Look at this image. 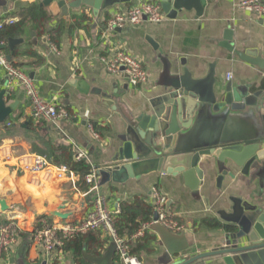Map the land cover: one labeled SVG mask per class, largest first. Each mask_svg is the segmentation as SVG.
Returning <instances> with one entry per match:
<instances>
[{"label":"crops","instance_id":"crops-1","mask_svg":"<svg viewBox=\"0 0 264 264\" xmlns=\"http://www.w3.org/2000/svg\"><path fill=\"white\" fill-rule=\"evenodd\" d=\"M143 1L157 2L162 7L161 0H126L97 14L93 7L83 5L69 10L65 17L53 16L42 7L51 19L52 30L57 31V44H51L46 35L32 34L20 38L23 43L14 48L17 55L13 63L34 79L40 96L70 114L68 120L33 121L34 124L42 126V135L52 145L84 151L93 169L114 162L120 137L126 132L123 120L127 116L151 114L154 106L172 92V81L184 70L194 79H203L213 66L218 89L234 84L247 88L249 96L257 94L259 102L264 103V21L243 10L242 0H206L201 15L194 9L183 10L171 19L163 11L165 18L160 23L145 20L137 26L126 25L113 34L106 33L116 12H125ZM32 6L41 8V1L0 0V24L19 22L22 12ZM8 49L11 50L7 47L4 51ZM120 49L141 61L148 73L146 84L134 87L124 73L114 75L107 71L102 59ZM255 58L263 65L247 60ZM228 75L233 78L228 80ZM7 84L6 73L0 68V93L6 92L7 105L18 102L8 126L20 123L24 127L32 120L31 102L21 88L9 96ZM249 122V127H255L253 121ZM33 155L22 136L0 141V199L11 206L9 212L0 213V221L14 222L22 232L33 233L43 219L59 222L52 212L63 206L73 214L75 222L85 219L94 209V201L88 192L77 189V177L72 174L58 179L46 172L31 173L26 167ZM212 162L211 170L204 168V180L197 191L182 174L164 172L129 178L122 183L111 181L104 186L98 176V191L93 196L104 197L114 212L121 203L135 197H148L154 203L152 192L157 188L168 199L170 214L184 229L172 232L165 228L169 233L165 238L152 226L151 252L143 254L141 262L173 264L178 259L191 260L222 245L223 234L205 223L214 221L221 225V214L233 212V200L264 208V187L259 186L258 180L252 181L235 168L234 178L225 176L219 187V172ZM103 240L100 232H94L50 258L31 239L26 241L20 235L18 244L0 264H92L86 256L101 257L114 242L102 244ZM118 256L116 253L115 264H121ZM193 264L224 262L222 257H212Z\"/></svg>","mask_w":264,"mask_h":264},{"label":"water","instance_id":"water-1","mask_svg":"<svg viewBox=\"0 0 264 264\" xmlns=\"http://www.w3.org/2000/svg\"><path fill=\"white\" fill-rule=\"evenodd\" d=\"M40 1L41 7L51 15L65 17L69 10H78L83 5L93 7L97 14L101 9L126 0ZM161 1L163 11L171 19L183 10L194 9L201 15L206 4V0ZM21 43L22 39H11L8 46H0V49L13 50ZM8 59L11 61L10 56ZM247 60L257 66L263 65L258 58ZM217 84L213 66L203 79H194L184 70L172 81V92L154 106L151 114L127 116L123 120L126 132L120 137L114 162L99 168L101 185L166 172L182 174L197 191L204 180V168L211 170L214 160L219 172V187L225 176L234 178L233 170L238 168L252 181L258 180L263 188L264 103L259 102L257 94L249 96L247 88L228 84L218 89ZM5 93H0V124L5 123L18 106V102L7 105ZM249 121H253L255 127H249ZM233 204L232 214H221L223 223L218 229L223 234L222 245L191 260L178 259L173 264H193L212 257H222L224 264H264V208L241 200H233ZM65 208L53 211L52 216L60 223L75 222L73 214ZM10 210L7 201L0 199V213ZM155 226L165 238L169 237L167 229ZM117 248L113 242L103 256H85L92 264H115Z\"/></svg>","mask_w":264,"mask_h":264},{"label":"built area","instance_id":"built-area-1","mask_svg":"<svg viewBox=\"0 0 264 264\" xmlns=\"http://www.w3.org/2000/svg\"><path fill=\"white\" fill-rule=\"evenodd\" d=\"M241 8L248 11L264 21V1L263 0H242ZM165 14L161 4L157 2L143 1L125 12H116L109 21L106 33L113 34L118 29H123L126 25L137 26L145 20L150 23H160L164 20ZM14 21L11 20L10 24ZM2 25L0 24V28ZM0 46H7V43L0 42ZM55 50V48H54ZM106 69L109 73L117 75L124 73L132 86H141L147 83L148 73L141 61L124 50H116L109 58H103ZM0 68H2L8 78L7 91L11 96L15 89L24 90L27 98L31 102V117L36 123H54L62 119H70L69 112L59 107L54 101L44 100L39 93L34 79H32L21 68L16 67L8 59L4 49H0ZM233 78L228 75V80ZM77 160H87V155L82 150H77ZM31 173H50L58 179L71 177L73 173L67 166H55L49 159L41 155H33L32 161L26 167ZM99 168L93 169L92 174L87 176L86 181L91 186L92 192L98 191ZM154 204L157 208L158 220L150 225H145L133 238L138 239L144 236L145 232L154 225H160L172 232H181L184 227L170 215L167 205L168 199L155 188L152 192ZM94 209L81 221L73 223L50 222L48 219L41 220V227L34 231L31 241L34 245L42 248L50 258L54 257L58 250L62 249L65 243L78 236L87 235L95 231H103L109 234L117 244V254L120 256L122 264H142L136 258L128 255V248L123 240L118 238L113 227L114 218L119 210L110 211L108 202L104 197L98 196L94 200ZM21 230L19 226L10 222L0 225V260H6L13 248L18 244Z\"/></svg>","mask_w":264,"mask_h":264},{"label":"trees","instance_id":"trees-1","mask_svg":"<svg viewBox=\"0 0 264 264\" xmlns=\"http://www.w3.org/2000/svg\"><path fill=\"white\" fill-rule=\"evenodd\" d=\"M50 20L42 7L32 6L30 9L22 12L19 22L2 25L0 28V42L8 44L11 39H20L36 34L38 36L46 35L51 44H57V31L52 30ZM5 53L11 57L13 63V57L17 55L15 49H8ZM13 65L19 67L18 64L13 63ZM8 123L9 119L5 123L0 124V141L10 137L22 136L30 144L32 153L46 157L55 166H67L69 171L77 177V189L81 192H88L89 197H93L92 202L94 201L95 197L93 194L95 193L91 191V186L86 181L87 176L92 174L93 168L87 160L76 159L77 150L73 146L58 147L52 145L47 137L42 135V126L34 124L33 120L27 121V127H23L20 123H11V126H8ZM167 209L171 213L168 205ZM156 212L157 208L155 204L148 197H135L132 200L121 203L119 213L114 218L113 227L118 238L123 240L124 245L127 246L129 256L136 257L141 261L143 254L151 252L150 242L154 239L149 233L150 229L145 232L144 236L138 239H134L133 236L145 225H150L155 221ZM3 224H7V222L0 221V225ZM205 225L217 229L220 227V224L214 221H207ZM95 232H100V235L104 237L102 244H108L113 240L109 234L101 230ZM92 233L94 232L67 241L63 249H70L74 242H81L84 237ZM33 234L34 232L25 233L21 231L20 235L24 240L28 241L32 238ZM118 260H121L120 256H118ZM120 263L122 264V261Z\"/></svg>","mask_w":264,"mask_h":264}]
</instances>
